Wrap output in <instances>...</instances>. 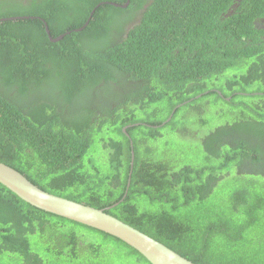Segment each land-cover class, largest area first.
Listing matches in <instances>:
<instances>
[{"label": "trees", "instance_id": "1", "mask_svg": "<svg viewBox=\"0 0 264 264\" xmlns=\"http://www.w3.org/2000/svg\"><path fill=\"white\" fill-rule=\"evenodd\" d=\"M127 1L0 2L69 33L0 22V161L97 208L130 180L112 215L197 264H264V0ZM0 264L149 263L0 185Z\"/></svg>", "mask_w": 264, "mask_h": 264}, {"label": "water", "instance_id": "2", "mask_svg": "<svg viewBox=\"0 0 264 264\" xmlns=\"http://www.w3.org/2000/svg\"><path fill=\"white\" fill-rule=\"evenodd\" d=\"M116 7L127 8L130 5V0L125 5L109 3ZM94 12H92L91 17ZM41 19L30 16L2 18L0 22L20 21V20H35ZM91 19V18H90ZM90 19L86 22L83 28L77 32L84 30L90 23ZM46 27V32L50 40L54 43L60 42L66 35H61L57 38L51 36V31L47 22L41 19ZM221 96L223 94L218 91ZM224 97V96H223ZM175 112V110H174ZM173 115V114H172ZM140 124H137L138 126ZM128 127L124 129V133L129 137ZM134 160V156H133ZM133 166V162H132ZM0 185L8 189L20 200L26 202L30 206L37 208L43 212L55 215L60 218L70 220L96 231L109 235L120 241L128 248L137 252L149 264H197L194 261L184 257L179 252L170 248L163 242L155 239L140 229L126 223L118 217L112 215L110 210L124 202L127 192L124 197L117 203L104 208H97L85 203H81L66 197L48 192L33 183L27 176L12 166L0 161Z\"/></svg>", "mask_w": 264, "mask_h": 264}, {"label": "rangeland", "instance_id": "3", "mask_svg": "<svg viewBox=\"0 0 264 264\" xmlns=\"http://www.w3.org/2000/svg\"><path fill=\"white\" fill-rule=\"evenodd\" d=\"M173 146H174L173 150L175 152H177V149H178L180 151L181 156H186L183 159L194 161V162L198 161V163H204L205 162L204 157H203V155L200 152L196 151L195 153H193L194 150L186 148V147H184L181 144L180 145L174 144ZM185 152H187V154H185ZM254 184H255V182L251 183L252 187L254 186ZM256 185L260 186V185H263V184L260 183V182H257ZM243 186H246V185H243ZM237 188L240 189L239 187H237Z\"/></svg>", "mask_w": 264, "mask_h": 264}, {"label": "flooded vegetation", "instance_id": "4", "mask_svg": "<svg viewBox=\"0 0 264 264\" xmlns=\"http://www.w3.org/2000/svg\"><path fill=\"white\" fill-rule=\"evenodd\" d=\"M1 1L4 2V1H7V0H0V2ZM13 1H15L16 3H22L23 5H29L30 4V0H10V2H13ZM41 1H43V0H41ZM138 21H139V19H136L134 23H137ZM127 127L123 128V132H124V129L127 128Z\"/></svg>", "mask_w": 264, "mask_h": 264}]
</instances>
